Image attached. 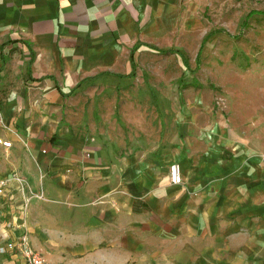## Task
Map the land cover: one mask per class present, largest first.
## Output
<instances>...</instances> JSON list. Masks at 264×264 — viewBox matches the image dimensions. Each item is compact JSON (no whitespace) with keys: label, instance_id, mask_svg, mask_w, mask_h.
I'll return each instance as SVG.
<instances>
[{"label":"crops","instance_id":"crops-1","mask_svg":"<svg viewBox=\"0 0 264 264\" xmlns=\"http://www.w3.org/2000/svg\"><path fill=\"white\" fill-rule=\"evenodd\" d=\"M194 4L0 0V141L12 143L0 144V246L27 235L51 264H264L254 162L219 120L213 153L191 144L193 119L145 115L160 129L133 137L123 157L125 140H85L62 125L64 105L90 79L133 84L154 53L183 55L171 34ZM174 163L180 185L169 180Z\"/></svg>","mask_w":264,"mask_h":264},{"label":"rangeland","instance_id":"rangeland-1","mask_svg":"<svg viewBox=\"0 0 264 264\" xmlns=\"http://www.w3.org/2000/svg\"><path fill=\"white\" fill-rule=\"evenodd\" d=\"M193 9L182 12L178 31L171 34V45L183 43L179 50L186 64L175 55L154 53L133 84L92 78L64 105L62 125L83 132L85 140H125L123 157L133 137L160 129L158 121H144L145 115L193 119L191 144L208 142L215 145L213 153L219 151L214 128L219 120L236 153L254 162V208L264 212V17L256 14L243 25L250 12H264V0H195ZM255 228L264 237V218ZM216 255L222 257L219 250ZM2 258L0 264H11Z\"/></svg>","mask_w":264,"mask_h":264},{"label":"built area","instance_id":"built-area-1","mask_svg":"<svg viewBox=\"0 0 264 264\" xmlns=\"http://www.w3.org/2000/svg\"><path fill=\"white\" fill-rule=\"evenodd\" d=\"M0 125H4L2 113L0 111ZM4 148H10L12 143L9 141H0ZM89 156V155H88ZM169 180L172 185H180L182 183L180 166L177 163L169 167ZM13 253L19 255L23 259V264H51L44 256L34 249L30 238L22 235L17 240L7 241L0 246V254Z\"/></svg>","mask_w":264,"mask_h":264},{"label":"trees","instance_id":"trees-1","mask_svg":"<svg viewBox=\"0 0 264 264\" xmlns=\"http://www.w3.org/2000/svg\"><path fill=\"white\" fill-rule=\"evenodd\" d=\"M256 14L261 15V16L264 17V12H261V11H252V12H250V13L248 14V16H247V18L245 19L243 25H246L248 19H250L252 16H254V15H256ZM204 42H205V41H203V43H202V45H201V47H200V49H199L198 55H197V57H196V62H197V63L200 61V55H201V51H202V47H203ZM163 53H164V54H167V53H173V54H176V55L178 56L179 59H181L182 61L185 62V58L183 57V55H182L178 50H174V49H173V50H170V51H164ZM132 62H133V59H132ZM131 75H133V73H132ZM131 75H130V76H131Z\"/></svg>","mask_w":264,"mask_h":264}]
</instances>
